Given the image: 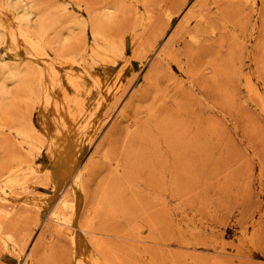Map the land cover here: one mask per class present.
<instances>
[{
    "label": "rangeland",
    "instance_id": "obj_1",
    "mask_svg": "<svg viewBox=\"0 0 264 264\" xmlns=\"http://www.w3.org/2000/svg\"><path fill=\"white\" fill-rule=\"evenodd\" d=\"M0 264H264V0H0Z\"/></svg>",
    "mask_w": 264,
    "mask_h": 264
},
{
    "label": "bare ground",
    "instance_id": "obj_2",
    "mask_svg": "<svg viewBox=\"0 0 264 264\" xmlns=\"http://www.w3.org/2000/svg\"><path fill=\"white\" fill-rule=\"evenodd\" d=\"M27 10V9H26ZM189 12V11H188ZM37 14V13H36ZM211 31V30H210ZM213 31V30H212ZM214 33V32H213ZM212 35V34H211ZM192 36V35H191ZM190 36V37H191ZM192 41V40H191ZM69 232V231H68ZM49 240V239H48ZM82 256V255H81ZM87 257V256H86ZM88 257H90V256H88ZM92 258H93V256H92ZM116 258V257H115ZM119 260V259H118Z\"/></svg>",
    "mask_w": 264,
    "mask_h": 264
}]
</instances>
